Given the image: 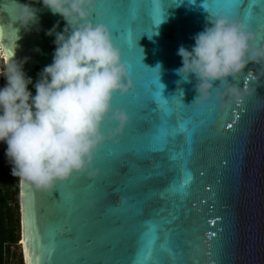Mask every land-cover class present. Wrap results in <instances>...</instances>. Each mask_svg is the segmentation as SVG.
I'll list each match as a JSON object with an SVG mask.
<instances>
[{
  "label": "water",
  "instance_id": "obj_1",
  "mask_svg": "<svg viewBox=\"0 0 264 264\" xmlns=\"http://www.w3.org/2000/svg\"><path fill=\"white\" fill-rule=\"evenodd\" d=\"M16 3L29 0H0V53L4 63L14 52L13 58L24 62L23 71L34 85L55 51L54 37L45 32L54 25L60 32L65 23L40 3H32L39 31L17 34ZM97 3L106 6L103 18L112 26L109 31L122 50L132 84L129 93L115 96L118 99L112 104L129 119L115 142L98 149L93 159L95 175H73L47 191L18 181L22 264V240L28 241L29 255L33 251L42 255L32 264H69L65 252L77 240L80 246L91 245L93 251L75 264H133L150 239L146 233L153 223L159 225L155 248L160 264H264V75L257 78L260 66L249 64L244 69L247 76L229 78L246 96L227 110L218 108L215 100L204 107L192 104L194 81L183 82L175 73L181 66L178 48L193 46V37L206 27L208 16L225 15L245 24L247 14L255 45H264V0ZM161 4L163 15L154 24ZM33 85L28 90L35 95ZM158 138L163 139L164 150L150 151ZM186 174L191 178L183 194L171 191L170 186L178 187ZM53 243L51 256L43 254ZM165 249L173 250L175 258Z\"/></svg>",
  "mask_w": 264,
  "mask_h": 264
},
{
  "label": "clouds",
  "instance_id": "obj_2",
  "mask_svg": "<svg viewBox=\"0 0 264 264\" xmlns=\"http://www.w3.org/2000/svg\"><path fill=\"white\" fill-rule=\"evenodd\" d=\"M32 3L59 16L65 27L57 32L54 25L45 32L54 37L55 51L34 85L23 71L24 62L13 58L14 52L0 64V78L5 81L0 87V144L6 146L11 175L47 191L73 175H95L98 149L115 142L129 119L124 110L113 107V97L127 95L132 84L122 50L108 27L90 20L96 0L16 3L17 34L39 31ZM193 41L190 49L178 48L181 66L175 70L181 81H194L192 104L204 107L215 100L218 108L227 110L242 103L246 93L228 80L247 76L244 69L249 64L260 66L257 78L264 75V45L257 47L245 24L225 15L208 16L206 27ZM109 124L114 127L108 128Z\"/></svg>",
  "mask_w": 264,
  "mask_h": 264
},
{
  "label": "snow or ice",
  "instance_id": "obj_3",
  "mask_svg": "<svg viewBox=\"0 0 264 264\" xmlns=\"http://www.w3.org/2000/svg\"><path fill=\"white\" fill-rule=\"evenodd\" d=\"M165 5L161 4L160 7L155 11L153 16V23L158 24L160 22V19L163 15V8ZM218 7V6H214ZM225 7H231V5H226ZM106 6L102 3H97L95 11L92 13L90 20L93 23H102L106 27L109 28L110 31H112L111 28L108 26V23L103 18L104 12H105ZM245 20V26L248 28V15L246 14L244 17ZM261 28H264V23L261 24ZM150 37V36H149ZM137 40V39H136ZM135 40V41H136ZM136 48V47H135ZM137 49V48H136ZM156 84H157V78H156ZM155 85V84H154ZM113 99H118L117 97H113ZM108 128H113L114 125H107ZM229 128H231V125H228ZM164 143L162 138H158L157 143H154L149 147L150 151H163L164 148L161 146ZM186 166V165H185ZM187 178L182 182L179 183L178 187L170 186V190L173 192H180L183 194V191L185 189V186L188 184L190 180V174H186ZM159 230L158 224H151L148 228V231L146 235L150 236V239L148 240L147 244L142 245L141 249L138 251L136 258L133 260V264H160V261L158 259V252L155 248V241L158 238L156 236L157 231ZM29 239H31V236H29ZM21 243L25 245V264H32V261H40L42 259V255H37L35 251L29 255L28 249H27V240H22ZM55 244H51L48 246L47 249L43 250V254H47L49 257L51 254L55 251ZM93 249L91 245H83L80 246L79 241H76V246L70 247L66 250L65 255L69 261V264H75L77 261L87 260V258L92 253ZM165 251H168L169 254L175 258L176 253L171 249H165Z\"/></svg>",
  "mask_w": 264,
  "mask_h": 264
},
{
  "label": "trees",
  "instance_id": "obj_4",
  "mask_svg": "<svg viewBox=\"0 0 264 264\" xmlns=\"http://www.w3.org/2000/svg\"><path fill=\"white\" fill-rule=\"evenodd\" d=\"M17 189V186L11 190L6 189L0 198V264L8 263L9 248L18 246L20 241L19 214L16 208L11 207L13 193L17 192Z\"/></svg>",
  "mask_w": 264,
  "mask_h": 264
},
{
  "label": "flooded vegetation",
  "instance_id": "obj_5",
  "mask_svg": "<svg viewBox=\"0 0 264 264\" xmlns=\"http://www.w3.org/2000/svg\"><path fill=\"white\" fill-rule=\"evenodd\" d=\"M0 64H3L1 53ZM5 147V145L0 144V198L3 196V193H5L6 189L11 190L14 186H18V180L11 175V165L5 158Z\"/></svg>",
  "mask_w": 264,
  "mask_h": 264
},
{
  "label": "rangeland",
  "instance_id": "obj_6",
  "mask_svg": "<svg viewBox=\"0 0 264 264\" xmlns=\"http://www.w3.org/2000/svg\"><path fill=\"white\" fill-rule=\"evenodd\" d=\"M4 83H5V81L3 80V78H0V87H3ZM16 203H17V192H14L11 207L13 209L16 208L17 214H19L18 207L16 206ZM20 258H21V260H20ZM7 264H22L21 249L19 246H12L9 248L8 263Z\"/></svg>",
  "mask_w": 264,
  "mask_h": 264
},
{
  "label": "built area",
  "instance_id": "obj_7",
  "mask_svg": "<svg viewBox=\"0 0 264 264\" xmlns=\"http://www.w3.org/2000/svg\"><path fill=\"white\" fill-rule=\"evenodd\" d=\"M17 245L20 247V241H18Z\"/></svg>",
  "mask_w": 264,
  "mask_h": 264
}]
</instances>
